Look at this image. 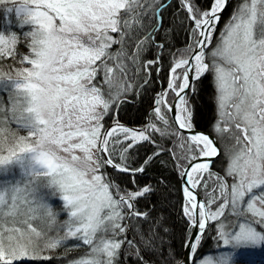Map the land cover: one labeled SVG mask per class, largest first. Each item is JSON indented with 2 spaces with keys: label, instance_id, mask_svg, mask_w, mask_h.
<instances>
[{
  "label": "snow or ice",
  "instance_id": "1",
  "mask_svg": "<svg viewBox=\"0 0 264 264\" xmlns=\"http://www.w3.org/2000/svg\"><path fill=\"white\" fill-rule=\"evenodd\" d=\"M0 264H264V0H0Z\"/></svg>",
  "mask_w": 264,
  "mask_h": 264
}]
</instances>
